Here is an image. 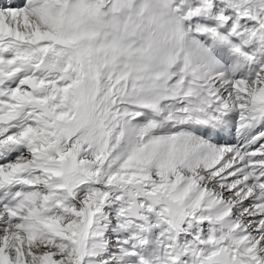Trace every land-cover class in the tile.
Masks as SVG:
<instances>
[{"label":"snow or ice","instance_id":"1","mask_svg":"<svg viewBox=\"0 0 264 264\" xmlns=\"http://www.w3.org/2000/svg\"><path fill=\"white\" fill-rule=\"evenodd\" d=\"M0 264H264V0H0Z\"/></svg>","mask_w":264,"mask_h":264}]
</instances>
